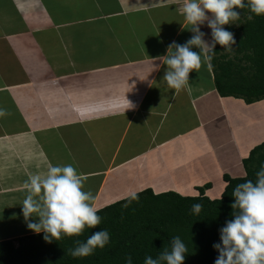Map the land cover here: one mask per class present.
<instances>
[{"label": "crops", "instance_id": "1", "mask_svg": "<svg viewBox=\"0 0 264 264\" xmlns=\"http://www.w3.org/2000/svg\"><path fill=\"white\" fill-rule=\"evenodd\" d=\"M182 2L0 0V243L37 234L24 184L49 163L82 173L98 209L146 189L220 199L246 175L264 100L222 96L215 52L182 89L163 81L158 57L194 35Z\"/></svg>", "mask_w": 264, "mask_h": 264}, {"label": "trees", "instance_id": "2", "mask_svg": "<svg viewBox=\"0 0 264 264\" xmlns=\"http://www.w3.org/2000/svg\"><path fill=\"white\" fill-rule=\"evenodd\" d=\"M248 4L250 0H244ZM240 19L226 25L234 34L236 45L232 53L223 54L217 44L212 66L216 71V86L222 96L240 98L248 104L264 100V16H256L248 7L237 9ZM251 17V18H249ZM225 53V52H224ZM246 175L225 176L227 186L220 199L211 200L200 189L199 197H184L174 192L155 194L146 189L138 199H126L99 209L103 217L96 228L86 229L79 237H63L51 242L44 233L7 240L0 243V264H125L131 255L133 264H144L148 255L154 258L179 235L188 248L185 264H214L219 253L213 248L220 243V229L232 218L235 187L247 179L255 181L256 172L264 165V143L254 148L244 162ZM210 185H207L208 188ZM203 204L197 215L192 205ZM107 229L111 243L88 257L73 258L68 249L75 240H86L93 232ZM18 243V244H16Z\"/></svg>", "mask_w": 264, "mask_h": 264}, {"label": "clouds", "instance_id": "3", "mask_svg": "<svg viewBox=\"0 0 264 264\" xmlns=\"http://www.w3.org/2000/svg\"><path fill=\"white\" fill-rule=\"evenodd\" d=\"M245 7L256 16H264V0H250L248 4L244 0H183L177 11L192 26L188 30L194 35L184 44L173 41L167 54L158 57L167 66L163 81L172 89H182L189 83L190 73L198 72L202 63L212 58L210 53L214 54L217 44L225 51H233L236 40L225 26L235 24L241 17L237 9ZM205 24L211 29V45L205 40L207 33L201 30ZM5 114L0 109V116ZM85 179L72 164L49 163L46 172L30 175L24 184L26 196L21 205L28 228L44 233V239L51 242L65 236L79 237L86 229L99 226L103 217L93 203L94 195L84 190ZM232 197V218L220 229L221 242L213 245L219 253L214 264H264V165L256 172L255 181L247 179L238 184ZM138 198L137 193H131L129 203ZM202 209L201 203L192 205L194 214ZM33 218L37 222H32ZM110 243V232L101 229L86 240H75L67 254L73 258L88 257ZM187 253V245L177 235L172 238L170 249L164 247L155 258L146 256L144 264H185ZM125 264H133L131 255L125 257Z\"/></svg>", "mask_w": 264, "mask_h": 264}, {"label": "rangeland", "instance_id": "4", "mask_svg": "<svg viewBox=\"0 0 264 264\" xmlns=\"http://www.w3.org/2000/svg\"><path fill=\"white\" fill-rule=\"evenodd\" d=\"M233 47H234V46H233ZM234 49H235V47H234ZM233 51H234V50H233ZM233 51H225V50H223L222 53H223V54H226V53L229 54V53H230V56H232ZM224 52H225V53H224ZM263 102H264V101H263ZM16 244H17V243H16Z\"/></svg>", "mask_w": 264, "mask_h": 264}]
</instances>
